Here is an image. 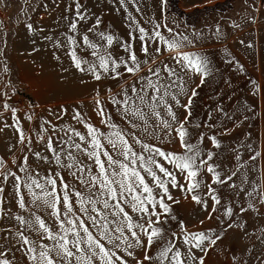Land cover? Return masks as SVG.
I'll return each instance as SVG.
<instances>
[{
    "label": "snow or ice",
    "instance_id": "6c2138e0",
    "mask_svg": "<svg viewBox=\"0 0 264 264\" xmlns=\"http://www.w3.org/2000/svg\"><path fill=\"white\" fill-rule=\"evenodd\" d=\"M59 3L65 4L59 19L66 31L43 36L58 62V82L110 80L115 89H93L91 114L83 99L48 108L57 122L41 117L34 141L23 128L21 109L9 103V89L15 94L19 86L11 79L3 26L0 79H7L0 90V132L12 128L16 141L8 147L10 163L0 156V264H206L210 252L223 256V264H264V227L249 233L243 219L249 212L264 217V127L252 131L257 120L264 124V103L230 109L221 101L193 120L199 90L217 69L200 47L204 34L181 31L166 14L167 0H159V18L145 20L150 27L129 10L141 13L138 0H114L129 21L127 39L105 31L101 16L83 0ZM257 3L264 0H252L253 26L261 19ZM30 8L25 0V27L42 33L25 11ZM220 31L217 24L210 35ZM259 39L239 43L257 52ZM114 45L124 55H115ZM61 50L68 67L57 55ZM224 54L233 73H246L231 51ZM252 85L251 95L264 97V87L255 80ZM36 107L26 106L29 122ZM241 128L243 139L234 136ZM181 200L203 210L200 227L178 216L174 206ZM205 220H215L216 227H203ZM234 228L249 241L239 253L223 244Z\"/></svg>",
    "mask_w": 264,
    "mask_h": 264
},
{
    "label": "rangeland",
    "instance_id": "374dc122",
    "mask_svg": "<svg viewBox=\"0 0 264 264\" xmlns=\"http://www.w3.org/2000/svg\"><path fill=\"white\" fill-rule=\"evenodd\" d=\"M87 4L90 11L101 16V27L105 31H110L117 34L123 39H127L129 32V21L125 19L123 9L116 11L118 7L114 0H83ZM32 8L25 9L31 17V22L34 27L43 28L42 33H29L25 27L27 21L21 9L24 8L25 0H6V7H0V47H3L2 40L4 39L3 26H7V47L4 49L8 63L12 69L11 79L14 84H17L18 91L15 94L10 92L9 103L16 105L21 109L19 116L26 134H31L35 141V131L43 119L55 121V117L51 116L47 111L48 108L56 109L58 104L64 103L72 105L79 99L84 100L85 108L91 114V94L93 89L99 87L103 93L107 87L112 86L115 89L114 82L110 80L102 81L99 85L89 81L86 85L80 86L78 82L69 81L68 84L58 82L60 74L58 62L53 59V48L51 44L43 39L45 35L59 36L66 31L63 25L65 21L59 19L64 15V3H59L56 6L57 0H30ZM141 7V13L135 12L131 6L129 10L133 13L141 24L145 27L150 25L145 24V20L153 14L157 18L160 16L159 0H138ZM47 4V8L43 7ZM176 7L183 14L173 12L172 4L167 2V11L169 19L175 18L181 24V31H187L189 35L193 30L202 32L204 38L200 42V47L207 54L212 65L217 69L216 73L205 85L199 90V97L196 98L194 107L193 120L199 121L205 118V114L209 108L213 107L218 102H223L228 108H236L247 102L248 104H256L258 108L264 103V97H253L251 89L253 88L252 81L264 87V30L260 31V51H263L260 57V70H257L258 63L255 61L253 52H246L244 46L239 43L241 39L247 40L252 37V25L248 22V15H257L250 7L252 0H175ZM259 8L260 20L264 19V7L257 3ZM32 9H35L34 11ZM19 17L20 22H17ZM240 27H233V24ZM220 26V36L210 35L214 32L216 25ZM262 33V34H261ZM33 41L35 43H33ZM39 49L37 52H32V48ZM137 54L139 52V41L135 44ZM231 51L242 63L246 66V73H233L232 69L224 63V49ZM113 53L115 55H124L123 50L118 45H114ZM57 55L61 56L64 62V67L69 66V60L64 51H57ZM39 73V74H38ZM6 79H0V90L5 88ZM230 80V86L227 83ZM219 93L220 95H217ZM231 97V99H229ZM28 105H38L35 108L36 117L29 122L24 111ZM5 118L11 123L10 114H5ZM98 123V119L93 117ZM69 122V118L65 117V123ZM264 124L260 120L255 122L252 131L259 134ZM246 128L238 129L234 136H239L243 139L241 133ZM16 137L13 134L12 128H7L0 132V156L10 163L11 154L8 152V147L14 144ZM225 143H229L226 139ZM39 148L42 145H36ZM179 150V145H175ZM15 154L20 156L19 149H16ZM174 194L176 190H173ZM225 197L230 195L227 190L222 193ZM174 209L179 217L195 224L200 225L197 218L204 219V212L194 203L181 200L179 205H175ZM264 211V209H262ZM236 219V218H234ZM243 219L247 221V232L252 233L260 227H264V217H258L252 213L244 214ZM217 222L215 220H205L203 227L215 228ZM258 234V233H257ZM253 242L255 238L253 237ZM225 246H230L234 251L239 253L245 245L249 244L247 238L243 236V232L239 229H231L228 231L227 238L223 241ZM257 244V249H259ZM224 257L218 256L216 253H209L206 264H223Z\"/></svg>",
    "mask_w": 264,
    "mask_h": 264
},
{
    "label": "crops",
    "instance_id": "0c3cea01",
    "mask_svg": "<svg viewBox=\"0 0 264 264\" xmlns=\"http://www.w3.org/2000/svg\"><path fill=\"white\" fill-rule=\"evenodd\" d=\"M262 30H264V19L260 20L257 25H255V26L252 25V29H251L252 37L251 38L255 39L257 37V35H259V38H260V31H262ZM262 35H264V34H262ZM263 45L264 44H262L261 47H263ZM261 54H263V51L261 52L260 49L257 52H253L254 59L258 63V65H257L258 69L257 70H260V57H261ZM262 66H264V65H262Z\"/></svg>",
    "mask_w": 264,
    "mask_h": 264
},
{
    "label": "trees",
    "instance_id": "16d2710c",
    "mask_svg": "<svg viewBox=\"0 0 264 264\" xmlns=\"http://www.w3.org/2000/svg\"><path fill=\"white\" fill-rule=\"evenodd\" d=\"M167 2L171 3L172 4V8H173V12L176 13V14H183L184 16L186 15L185 13H183L180 9H178L176 7V4H175V0H167ZM264 7V5H263Z\"/></svg>",
    "mask_w": 264,
    "mask_h": 264
}]
</instances>
